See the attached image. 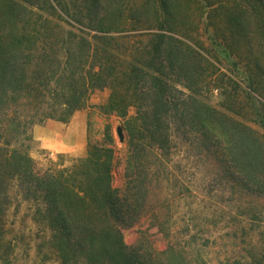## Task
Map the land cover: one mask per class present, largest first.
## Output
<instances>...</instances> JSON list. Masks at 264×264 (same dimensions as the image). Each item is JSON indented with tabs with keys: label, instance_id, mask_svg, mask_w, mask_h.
<instances>
[{
	"label": "trees",
	"instance_id": "16d2710c",
	"mask_svg": "<svg viewBox=\"0 0 264 264\" xmlns=\"http://www.w3.org/2000/svg\"><path fill=\"white\" fill-rule=\"evenodd\" d=\"M96 91L126 133L120 186L110 122L84 156L30 154L35 124L67 122ZM209 170L218 200L199 211ZM173 199L264 228V0H0V262L25 202L60 264H208V241L170 224ZM150 209L162 250L125 240Z\"/></svg>",
	"mask_w": 264,
	"mask_h": 264
},
{
	"label": "rangeland",
	"instance_id": "374dc122",
	"mask_svg": "<svg viewBox=\"0 0 264 264\" xmlns=\"http://www.w3.org/2000/svg\"><path fill=\"white\" fill-rule=\"evenodd\" d=\"M107 96L108 91H96L90 98V106L76 111L67 122L47 119L41 124H35L32 128L34 140L30 150L35 161L41 165H47L50 159H56L59 154L71 158L84 156L89 140L99 143L103 138L105 124L110 122L117 147L114 160V185L120 186L127 148L126 133L122 129L120 117L105 116L98 108V105L105 102ZM120 129L123 130V135L120 134ZM204 173L208 177L207 189L206 187L201 189L196 201L199 211L202 206L200 199L207 196L209 198L211 195L208 193L209 185H215L212 175L209 174L210 170ZM208 198L205 201L211 204L218 200V198L210 197L212 200ZM189 203L188 199L172 200L169 213L173 217L170 224L175 226L174 222L177 221L182 229L186 223H189L193 227L190 235L196 234L200 243H206L204 239L208 241V246H200L208 264H251V257L264 249V228L250 232L249 224L246 222L229 225L227 220L220 218V215L213 217L207 207L200 213L201 216L197 217L194 211L189 212ZM28 206L25 202L13 203L8 210L6 240L10 244L9 255L8 259L0 264H60L57 255L47 248L49 233L40 232V228L32 220V213ZM228 211L236 219L240 217L237 209H227ZM152 213L153 210L150 209L136 226L125 230V240L128 244L144 243L148 240L158 250L166 247V238L153 224L155 220ZM191 218L194 220L191 221ZM241 225L245 230L247 229L245 235L241 231ZM177 234L181 236V233Z\"/></svg>",
	"mask_w": 264,
	"mask_h": 264
},
{
	"label": "water",
	"instance_id": "95a60500",
	"mask_svg": "<svg viewBox=\"0 0 264 264\" xmlns=\"http://www.w3.org/2000/svg\"><path fill=\"white\" fill-rule=\"evenodd\" d=\"M120 134H122V135H123V130H122V129H120Z\"/></svg>",
	"mask_w": 264,
	"mask_h": 264
}]
</instances>
